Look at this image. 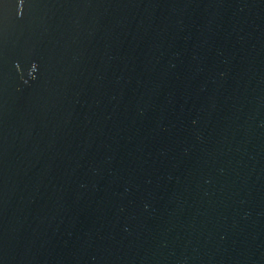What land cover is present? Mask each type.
<instances>
[{
	"label": "water",
	"instance_id": "1",
	"mask_svg": "<svg viewBox=\"0 0 264 264\" xmlns=\"http://www.w3.org/2000/svg\"><path fill=\"white\" fill-rule=\"evenodd\" d=\"M0 264H264V0H0Z\"/></svg>",
	"mask_w": 264,
	"mask_h": 264
}]
</instances>
